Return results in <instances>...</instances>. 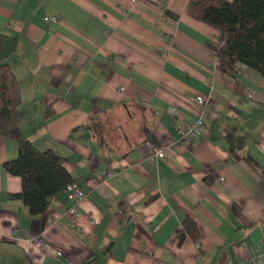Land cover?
Listing matches in <instances>:
<instances>
[{
  "label": "crops",
  "instance_id": "crops-1",
  "mask_svg": "<svg viewBox=\"0 0 264 264\" xmlns=\"http://www.w3.org/2000/svg\"><path fill=\"white\" fill-rule=\"evenodd\" d=\"M189 1L0 0V31L19 38L8 62L23 97L19 122L0 134V264H255L264 76L221 68L209 48L221 35ZM47 14L61 19L51 25ZM199 95L209 127L183 145L177 125L200 116ZM21 138L65 157L86 195L78 220L65 191L39 217L12 197L22 179L4 163ZM148 143L164 158L151 162ZM187 217L199 236L180 243ZM15 226L44 236L49 251L13 240Z\"/></svg>",
  "mask_w": 264,
  "mask_h": 264
},
{
  "label": "trees",
  "instance_id": "trees-1",
  "mask_svg": "<svg viewBox=\"0 0 264 264\" xmlns=\"http://www.w3.org/2000/svg\"><path fill=\"white\" fill-rule=\"evenodd\" d=\"M187 11L219 31L221 42H209V48L221 68L234 73L239 64H245L264 76V0H190ZM165 14L179 18L169 8ZM18 45L17 35L0 31V134L19 122L22 80L8 62ZM65 164L61 154L40 150L31 140L21 138L18 156L4 163L9 173L22 179V191L12 197L23 200L33 217L42 216L53 198L76 182ZM261 177L264 190V173ZM199 231L198 224L187 217L176 238L182 243L188 235L197 238Z\"/></svg>",
  "mask_w": 264,
  "mask_h": 264
},
{
  "label": "built area",
  "instance_id": "built-area-1",
  "mask_svg": "<svg viewBox=\"0 0 264 264\" xmlns=\"http://www.w3.org/2000/svg\"><path fill=\"white\" fill-rule=\"evenodd\" d=\"M60 16L53 15V14H47L44 17V20L49 22L51 25H55L60 21ZM252 96V93L249 95ZM195 101L197 103V106L200 109V116L193 119V120H186L181 121L177 125V131L179 135V142L183 145L191 144L201 136H203L208 127L209 124L206 121L205 115H206V106H207V100L199 95L195 98ZM151 147V155L149 157V160L151 162H158L159 160L163 159L165 156L166 148L164 146L155 145L152 143H148ZM109 177L116 176V173L113 171L109 172L107 174ZM66 195L70 202L69 206V213L75 218L79 219L81 216V210H80V203L85 198V192L83 189L76 183H71L67 185L66 187ZM79 224L76 225L77 228ZM11 237L13 240L16 241H26L29 242L32 246H34L36 249H38L41 252L49 251L51 248V244L44 238L42 235H32L29 231L22 229L20 227H13L11 229ZM255 264H264V249L260 250L257 255L254 257ZM239 264H243V261L240 260L238 262ZM228 264H237L234 259L229 258Z\"/></svg>",
  "mask_w": 264,
  "mask_h": 264
}]
</instances>
